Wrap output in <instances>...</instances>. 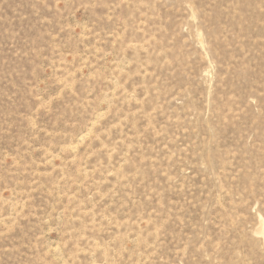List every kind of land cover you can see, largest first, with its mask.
<instances>
[{
  "label": "rangeland",
  "instance_id": "374dc122",
  "mask_svg": "<svg viewBox=\"0 0 264 264\" xmlns=\"http://www.w3.org/2000/svg\"><path fill=\"white\" fill-rule=\"evenodd\" d=\"M264 0H0V264H264Z\"/></svg>",
  "mask_w": 264,
  "mask_h": 264
},
{
  "label": "bare ground",
  "instance_id": "6f19581e",
  "mask_svg": "<svg viewBox=\"0 0 264 264\" xmlns=\"http://www.w3.org/2000/svg\"><path fill=\"white\" fill-rule=\"evenodd\" d=\"M257 234L264 238V218H261L260 220V226L257 230Z\"/></svg>",
  "mask_w": 264,
  "mask_h": 264
}]
</instances>
